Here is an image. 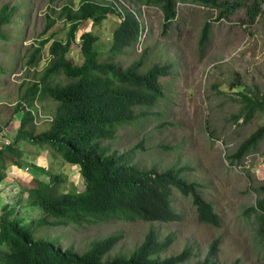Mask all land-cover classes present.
Here are the masks:
<instances>
[{
    "label": "rangeland",
    "instance_id": "rangeland-1",
    "mask_svg": "<svg viewBox=\"0 0 264 264\" xmlns=\"http://www.w3.org/2000/svg\"><path fill=\"white\" fill-rule=\"evenodd\" d=\"M80 2L0 0V9L4 5L16 8L12 23L5 29L8 39L0 38V68L4 71L0 72V127L4 128L0 131V146L2 142L11 143L14 140L21 118L20 114H14L15 106L30 83L38 81L48 63L50 44L45 47L38 69L26 65L29 49L52 35L63 39L68 32L67 28L62 30L63 20H59L47 34L44 33L50 8L60 10L69 3L78 7ZM237 2L250 5L251 0ZM117 3L135 9L127 0H118ZM234 3L235 0H231L228 6ZM142 11L140 20L145 27L144 38L124 55L116 57L115 62L127 68L139 61L144 51L148 50L143 73L154 64L174 63V66L168 76L160 79L164 96L156 108L150 110L152 115L142 123L137 120L132 126L120 130L114 142L106 141L104 145L122 153L140 143L141 148L134 154V162L147 170L152 167L158 171L185 167L183 176L190 182L203 185L202 195L219 214L221 227L200 223L192 199L175 191L173 205L183 216L180 223L115 220L97 225L82 223L79 226L41 228L35 233V239L44 238L62 249L81 254L88 250L91 242L120 234L122 239L114 247L113 255H130L153 228L162 239L173 236V242L163 256L178 255L187 247L192 250L187 264L202 261L217 238L221 239L217 257L221 264L236 261L239 264H264V253L254 232L256 225L253 218L245 215V211L257 201L252 187L264 185V140L258 153L247 156L242 165L230 166L227 160L243 140L264 124V113L256 114L248 122L243 117L238 121L234 118L242 109L240 92L259 90L264 95V4L261 14L252 23L246 6L238 7L218 21L219 8L179 3L177 18L167 29L160 8L143 7ZM119 22L117 17L112 16L101 25L95 26L91 21L86 23L72 45L69 58L73 63L82 64L80 35L90 30L98 35L97 46L105 52L102 60H107L109 54L106 51ZM206 22H211V35L207 47L201 50V31ZM164 30L167 32L164 33ZM57 81L63 84L70 82L62 75L57 77ZM55 107L50 99L38 104L37 133L49 128ZM22 150L24 163H33L67 177V183L62 184L64 190L70 191L73 186L79 192L85 190L79 167L65 164L50 150H39L29 144H23ZM6 172L8 177L0 186V195H5V200L1 198L0 201L12 204L19 199L22 187L32 185L37 172L25 165L20 168L11 166ZM250 179L254 180V184ZM26 199L27 194L24 201ZM29 215L33 218L41 216L33 211Z\"/></svg>",
    "mask_w": 264,
    "mask_h": 264
},
{
    "label": "trees",
    "instance_id": "trees-1",
    "mask_svg": "<svg viewBox=\"0 0 264 264\" xmlns=\"http://www.w3.org/2000/svg\"><path fill=\"white\" fill-rule=\"evenodd\" d=\"M135 9H128L118 0H81L78 7L72 3L60 10L50 8L47 16V34L59 20H63L62 30L68 29L65 38L46 37L32 45L27 66L39 68L48 49V63L38 81L20 96L14 114H20V126L14 140L0 149V186L7 179L11 166L25 165L37 172L29 188H21L19 199L0 207V264H187L192 250L187 247L175 256H163L173 242V236L162 239L151 228L143 242L130 255L117 253L114 247L122 239L114 234L95 240L84 253L62 249L54 242L41 238L35 233L41 228L79 226L82 223L97 225L111 220L122 222L180 223L183 216L173 205L175 191L191 198L200 223L221 227V218L212 203L202 195L203 185L190 182L183 176L186 169L174 167L158 171L156 167L147 170L134 162V154L141 148L137 144L132 150L119 153L104 142H114L120 130L132 126L137 120L142 123L152 115L164 96L160 82L170 74V65L154 64L143 73L145 50L139 61L127 68L120 67L116 57L124 55L130 48L140 43L144 26L140 20L142 7H158L164 14V27L170 28L177 18L179 3H194L221 9L218 21L233 13L238 7L246 6L253 23L261 14L264 0H251L250 5H242L235 0H127ZM16 8L4 5L0 9V38L7 40L5 33L14 18ZM55 15V18H52ZM115 16L119 19L113 31V39L107 60H102L105 52L97 46L98 35L92 30L80 35L81 65L69 58L77 35L90 21L101 25ZM167 30H164L166 33ZM211 22H206L200 38V48L204 50L210 40ZM0 72H4L0 68ZM70 80L63 84L58 76ZM242 103L240 114L248 122L256 114L264 113V95L258 90L239 93ZM50 99L56 107L49 122V128L37 133L39 103ZM140 108V109H138ZM10 121L6 123V126ZM4 128L0 127V131ZM214 136V134L212 133ZM264 140V124L243 140L227 157L230 166L242 165L245 158L258 153ZM29 144L39 150H50L60 156L65 164L79 167L84 178L85 190L79 192L73 186L64 190L67 183L63 174H54L45 167L24 163L22 145ZM168 149L169 147H164ZM44 178V179H43ZM46 178V180H45ZM252 178V177H251ZM251 184H254V180ZM257 196L256 204L245 211L253 218L255 234L264 253V185L252 187ZM27 199L24 201V195ZM41 214L39 218L29 215ZM43 237V236H42ZM221 239L217 238L209 246L202 261L194 264H221L218 261ZM233 264H239V261Z\"/></svg>",
    "mask_w": 264,
    "mask_h": 264
},
{
    "label": "clouds",
    "instance_id": "clouds-1",
    "mask_svg": "<svg viewBox=\"0 0 264 264\" xmlns=\"http://www.w3.org/2000/svg\"><path fill=\"white\" fill-rule=\"evenodd\" d=\"M123 5H124V4H123ZM124 6H125V5H124ZM125 7H126V6H125ZM126 8H128V9H131L129 6H128V7H126ZM146 8H149V7H145V9H146ZM132 10H133V9H132ZM142 10H143V7H142ZM142 17H143V16H142ZM140 19H141V18H140ZM144 33H145V27H144L143 34H144ZM143 34H142V37H141V39H142V38H144V37H143ZM141 39H140V42H141ZM138 44H139V43H138Z\"/></svg>",
    "mask_w": 264,
    "mask_h": 264
},
{
    "label": "crops",
    "instance_id": "crops-1",
    "mask_svg": "<svg viewBox=\"0 0 264 264\" xmlns=\"http://www.w3.org/2000/svg\"><path fill=\"white\" fill-rule=\"evenodd\" d=\"M1 198H2L3 200H5V195H3V194L0 195V199H1ZM2 205H3V201L1 200V201H0V207H2Z\"/></svg>",
    "mask_w": 264,
    "mask_h": 264
},
{
    "label": "built area",
    "instance_id": "built-area-1",
    "mask_svg": "<svg viewBox=\"0 0 264 264\" xmlns=\"http://www.w3.org/2000/svg\"><path fill=\"white\" fill-rule=\"evenodd\" d=\"M9 144H10L9 141H7V142H2V144H1V146H0V149L3 148L5 145H9Z\"/></svg>",
    "mask_w": 264,
    "mask_h": 264
}]
</instances>
